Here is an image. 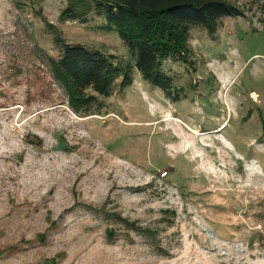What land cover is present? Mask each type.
Listing matches in <instances>:
<instances>
[{
  "label": "rangeland",
  "instance_id": "obj_1",
  "mask_svg": "<svg viewBox=\"0 0 264 264\" xmlns=\"http://www.w3.org/2000/svg\"><path fill=\"white\" fill-rule=\"evenodd\" d=\"M230 1L161 62L166 90L103 13L0 0V264H264V0ZM66 44L131 83L74 110L49 62Z\"/></svg>",
  "mask_w": 264,
  "mask_h": 264
},
{
  "label": "trees",
  "instance_id": "obj_2",
  "mask_svg": "<svg viewBox=\"0 0 264 264\" xmlns=\"http://www.w3.org/2000/svg\"><path fill=\"white\" fill-rule=\"evenodd\" d=\"M60 13L62 20L86 21L91 10L103 13L104 29L115 31L130 50L142 77L169 90L171 78L161 71L165 59L189 52L191 26L216 33L217 22L225 16L242 15L230 0H68ZM53 77L66 89L68 104L78 111L94 96L87 88L108 95L114 80L122 75V86L131 83V67L119 68L101 52L81 44H66L60 59L50 58Z\"/></svg>",
  "mask_w": 264,
  "mask_h": 264
},
{
  "label": "bare ground",
  "instance_id": "obj_3",
  "mask_svg": "<svg viewBox=\"0 0 264 264\" xmlns=\"http://www.w3.org/2000/svg\"><path fill=\"white\" fill-rule=\"evenodd\" d=\"M252 96H253V97H255V96H256V94H255V93H252ZM220 130H221V129H217V130H216V132H218V131H220ZM191 131H192V130H191ZM192 133H194V134H195V133H196V134H198V133H197V132H195V131H192Z\"/></svg>",
  "mask_w": 264,
  "mask_h": 264
}]
</instances>
